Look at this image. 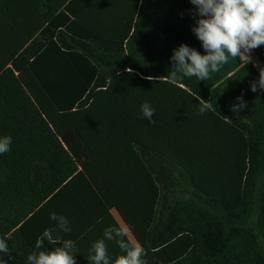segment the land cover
Returning a JSON list of instances; mask_svg holds the SVG:
<instances>
[{"label":"trees","instance_id":"16d2710c","mask_svg":"<svg viewBox=\"0 0 264 264\" xmlns=\"http://www.w3.org/2000/svg\"><path fill=\"white\" fill-rule=\"evenodd\" d=\"M194 13L190 0H0V138L12 137L0 154V264L68 239L76 264H91L99 220L118 226L90 169L121 199L151 176L159 184L143 264H264L260 70L240 55L207 80L173 79L174 49L206 54ZM254 53L264 62V45ZM105 243L114 264L121 254Z\"/></svg>","mask_w":264,"mask_h":264},{"label":"clouds","instance_id":"9594fccd","mask_svg":"<svg viewBox=\"0 0 264 264\" xmlns=\"http://www.w3.org/2000/svg\"><path fill=\"white\" fill-rule=\"evenodd\" d=\"M195 6L194 15L197 17L193 33L202 42L206 54H201L188 45H180L173 50L171 61L175 71L171 72L173 79L178 73L186 77H197L207 80L211 73L220 71L222 65L227 64L229 57H238L242 54L252 53L254 49L264 45V0H190ZM250 57L249 55H247ZM127 71L131 72V69ZM259 88L264 89V69L260 71L258 80ZM251 91H257V82L251 85ZM239 107L233 105L234 111L244 107L241 97ZM199 113L204 114L211 105L201 99ZM142 118H147L150 123L155 109L147 102L141 105ZM11 136L0 138V154L10 151ZM49 219L56 222L57 227L65 232H71L69 221L62 215L50 213ZM129 229L127 227L109 226L104 230L103 239L93 243L90 248L89 260L91 264H110L105 240H115L121 251L114 264H143L142 256L146 255L145 249L137 242H127ZM43 236L49 243L58 244L60 237L53 238V229H46ZM38 241L36 247H42ZM9 248L5 239H0V253L7 254ZM75 243L71 239L63 240L62 247L51 251L33 252L28 255L29 264H76Z\"/></svg>","mask_w":264,"mask_h":264},{"label":"crops","instance_id":"0c3cea01","mask_svg":"<svg viewBox=\"0 0 264 264\" xmlns=\"http://www.w3.org/2000/svg\"><path fill=\"white\" fill-rule=\"evenodd\" d=\"M244 61H249V60H244ZM90 175L89 177L92 178V183L95 186V188L98 190L99 194L101 195V198L105 201V203L107 204V206L109 207L110 210V214L112 215L115 223L117 224L118 227H127L129 229V233L128 236L126 237L127 240L131 243H139L143 248H145V246L147 245L148 242V231L150 229V227L152 226L154 219H152L153 221L151 222V218H149L145 212V216L142 218L138 217L140 220L139 225L137 223H132L131 221H128L130 218H124L123 214L121 211H117V206H120L122 204L116 205L117 202L113 203L112 206L114 208L111 209V205L109 204V202H107V197L112 194L110 190V188L108 187L107 183L101 180V177L98 173H95L92 169H90ZM155 186H157V188L159 187V184L156 182V180L154 179V177H149L147 178L144 182H142L130 195L135 194L138 191H142V192H146V196L145 198L148 196L149 200L151 202L152 200V194L155 190ZM109 198V197H108ZM147 201V200H146ZM123 202V201H122ZM152 203V202H151ZM115 205V206H114ZM148 210V208H147ZM112 220L106 217H103L99 220V222L97 223L96 227H99V225H101L100 228V232H98L101 236H103L104 230L109 227V226H114L115 224L113 222H111ZM143 221V222H142ZM131 223V224H130ZM112 242L114 243V251L117 254H124L121 249L119 248L118 244L116 243L115 240H112Z\"/></svg>","mask_w":264,"mask_h":264},{"label":"rangeland","instance_id":"374dc122","mask_svg":"<svg viewBox=\"0 0 264 264\" xmlns=\"http://www.w3.org/2000/svg\"><path fill=\"white\" fill-rule=\"evenodd\" d=\"M247 55H249L250 57H248ZM247 55L242 54L241 55L242 59L243 60H249V61L253 62L259 68L260 71L262 69H264V62L260 61L256 57L254 50L252 51V53L247 54ZM101 179L103 180V178H101ZM111 193L112 194H110L108 196L109 198L107 197V202H109V204L111 206L115 202H117L116 205L123 203L122 205L117 206L118 207L117 211H121L124 218H127V219L130 218L128 221H131L133 224L137 223L139 225L140 220L138 217H141V220H142V218L146 214L149 218H151V222L153 221L152 219H154V217L156 216L157 205H158L160 194H161L160 187L157 188V186H155V190L152 194V196H153L152 200H151L152 203L150 201H148L149 200L148 196L145 198L147 193L145 192L146 193L145 194L141 190L136 192L135 194H132V195H130L131 194L130 193L128 196H126L123 199H121L116 194V192H114L113 189H112ZM112 208H114V207L112 206L111 209ZM147 208H148V210H147ZM145 212H146V214H145Z\"/></svg>","mask_w":264,"mask_h":264}]
</instances>
